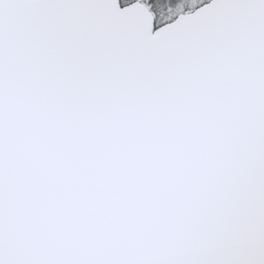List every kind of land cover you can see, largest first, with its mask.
Segmentation results:
<instances>
[{
	"label": "snow or ice",
	"instance_id": "6c2138e0",
	"mask_svg": "<svg viewBox=\"0 0 264 264\" xmlns=\"http://www.w3.org/2000/svg\"><path fill=\"white\" fill-rule=\"evenodd\" d=\"M0 264H264V0H0Z\"/></svg>",
	"mask_w": 264,
	"mask_h": 264
}]
</instances>
